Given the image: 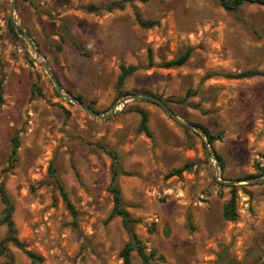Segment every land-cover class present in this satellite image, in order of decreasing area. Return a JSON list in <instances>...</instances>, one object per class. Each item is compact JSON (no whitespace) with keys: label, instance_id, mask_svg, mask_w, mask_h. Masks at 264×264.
<instances>
[{"label":"rangeland","instance_id":"obj_1","mask_svg":"<svg viewBox=\"0 0 264 264\" xmlns=\"http://www.w3.org/2000/svg\"><path fill=\"white\" fill-rule=\"evenodd\" d=\"M11 1L0 0V182L17 236L36 257L8 243L12 264H123L129 235L121 217L110 216L113 166L132 228L145 251H155L153 264H264V75L204 78L264 71V6L243 4L235 13L218 0H126L107 11L118 0H15L11 11ZM87 4L100 8L84 10ZM135 9L157 24L140 26ZM18 25L63 91L109 117H94L56 91ZM187 48L183 65L158 66ZM121 65L139 67L124 80L125 95L159 96L181 120L219 133L212 151L224 167L199 130L153 101L127 99L111 110L125 96L115 88ZM138 109L151 136L138 130ZM105 149L118 153L115 164ZM232 185L237 218L227 220ZM3 209L0 199V216ZM6 231L0 224V242ZM131 264H140L136 251Z\"/></svg>","mask_w":264,"mask_h":264},{"label":"trees","instance_id":"obj_2","mask_svg":"<svg viewBox=\"0 0 264 264\" xmlns=\"http://www.w3.org/2000/svg\"><path fill=\"white\" fill-rule=\"evenodd\" d=\"M124 1L126 0H118V1H112L108 3L105 6V9L107 11H110L114 8H123ZM141 2H147V0H140ZM218 3L220 6L227 10V11H233L237 13L239 11V8L243 4H259L264 6V0H218ZM100 7L96 6L94 4H87L83 6L84 10L87 11H97ZM134 15L137 23L142 27H152L157 24V20H151V19H144L138 9L134 10ZM9 26L14 29L13 25L9 23ZM18 32H20L19 29H17ZM58 48H61L58 46ZM192 52L191 48H187L183 53H181L179 56L172 58L167 61H163L159 63L158 66L164 67V68H171V67H179L186 63L187 59L189 58L190 54ZM148 65L152 66L154 65L152 60V53L151 50H149L148 53ZM139 67L137 65H128V66H120V73L117 77L116 81V94L118 97H121L125 94H128L127 92L124 93L121 90V86L124 82V80L131 75L134 71H136ZM214 75H222L226 78H235V79H241L256 75H264V71L257 69V68H251L236 72H214L210 71L207 72L204 75V78H208ZM35 86V85H34ZM1 87V85H0ZM76 99L83 101L82 97L80 95L75 96ZM171 99H169L170 101ZM167 102V100H165ZM173 101L177 103L184 102V99L176 98L173 99ZM141 118L138 125V130L144 132L147 136H151V131L147 125L148 117L146 111L143 109H138ZM200 128L203 129L205 135L207 136V140L209 141L212 148L213 142L220 138V134H214L211 133L204 125L197 124ZM19 146V141L17 135L12 137L11 139V159L16 160V151ZM106 152L112 157L113 164L117 162L118 159V153L115 150H109L105 149ZM217 158L219 160V166L221 168L224 167L223 161L221 158L217 155ZM262 173L264 174V167H261ZM182 171V168L171 170L167 173L166 176H172V175H179ZM118 169H116L114 166L112 168V174H111V183L109 185V190L112 193L113 197V207L110 213V216L118 215L121 217L122 220V226L127 231L129 235L128 241L123 245L122 249L120 250V255L123 259V264H131V252L136 251L137 255L140 258V264H153L152 263V257L154 256L155 251L152 250L149 253L145 251L144 245L142 244L141 240L139 239L136 232L133 230V222L135 219H132L129 212L123 207L122 205V193L119 188V186L116 184V179L118 176ZM255 175H246V178L254 177ZM59 189L62 195L63 200L65 201V204L67 208L70 210L71 214L75 217L77 211L70 201L66 191L63 189L62 185H59ZM0 199L2 203L4 204V209L0 216V224H4L6 226V234L3 237V239L0 242V254H2L6 260L3 264H12V258L9 253V247L8 243H11L15 245L16 247L23 249L28 257H30L32 260H34L36 257L35 255L27 250L25 248V245L21 242V240L17 236V231L15 224L12 220V213L14 211V205L10 201L4 183L0 182ZM222 216L227 220H235L237 218V210H236V192H235V185H232L231 188V195L230 198L224 203L223 209H222Z\"/></svg>","mask_w":264,"mask_h":264},{"label":"water","instance_id":"obj_3","mask_svg":"<svg viewBox=\"0 0 264 264\" xmlns=\"http://www.w3.org/2000/svg\"><path fill=\"white\" fill-rule=\"evenodd\" d=\"M15 6V0L11 1V11H13ZM19 29L23 32L24 36L26 37V41L28 46L30 47L31 51L34 53V55L39 59L41 65L43 66L44 70L46 71V73L48 74V76L50 77L51 81L53 82L56 91L62 95L63 97H66L70 100L76 101L78 103V105L83 108L85 111H87L88 113H90L92 116L97 117V118H101V119H106L107 117H109L110 113H106V114H100L95 110H92L88 107H86L82 101L76 99L75 97L65 93L59 83V81L57 80V78L55 77V75L53 74L51 68L49 67L47 61L45 60V58L41 55L40 51L38 50V48L33 44V41L30 39V37L28 36L27 32L23 29V27L21 25H18ZM127 99H147V100H151L154 103H156L157 105H159L163 111L173 120L182 123L186 126L192 127L193 129L199 130L206 138V146L208 147L210 153L212 154V156L217 160V157L215 155V153L212 151V147L209 143V141L207 140V136L205 135L204 131L202 128H200L197 125L185 122L183 120H181L179 117H177L175 115V113L173 112V110L169 107V105L167 104V102L162 99L159 96H156L154 94L151 93H142V94H129V95H125L122 97V99H120L119 101H117L115 104L112 105L111 110H113L117 105H119L120 103L125 102ZM244 180V179H243ZM242 180V181H243ZM241 181V180H237L236 182Z\"/></svg>","mask_w":264,"mask_h":264}]
</instances>
